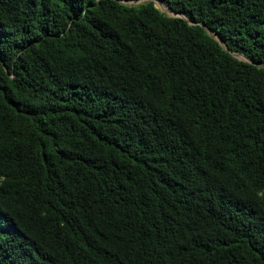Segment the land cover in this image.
Returning a JSON list of instances; mask_svg holds the SVG:
<instances>
[{"label":"trees","instance_id":"16d2710c","mask_svg":"<svg viewBox=\"0 0 264 264\" xmlns=\"http://www.w3.org/2000/svg\"><path fill=\"white\" fill-rule=\"evenodd\" d=\"M128 1L0 0V264H264V0Z\"/></svg>","mask_w":264,"mask_h":264},{"label":"water","instance_id":"95a60500","mask_svg":"<svg viewBox=\"0 0 264 264\" xmlns=\"http://www.w3.org/2000/svg\"><path fill=\"white\" fill-rule=\"evenodd\" d=\"M132 1H135V2H138L139 0H132ZM154 1V3H155V0H153ZM161 1V3L163 2V0H160ZM164 3V2H163ZM165 4V3H164ZM166 5V4H165ZM158 7V6H157ZM166 7H167V9H161V8H159V9H161L162 11H164V12H170V13H167L168 15H177V16H184L183 15V13L182 12H179V11H175L174 9H172L171 7H169V6H167L166 5ZM190 22H192L191 20H190ZM204 27H205V29H206V31L208 32V33H210V34H213V36L227 49V47L225 46V44H224V42H223V40H222V38H220L219 36H218V34L214 31V30H212L210 27H208L207 25H205L204 23H202V22H200ZM240 54L243 56L242 57V59H245V60H249V61H252L251 59H249L248 57H246V55L245 54H243V53H241L240 52ZM240 58V57H239Z\"/></svg>","mask_w":264,"mask_h":264},{"label":"rangeland","instance_id":"374dc122","mask_svg":"<svg viewBox=\"0 0 264 264\" xmlns=\"http://www.w3.org/2000/svg\"><path fill=\"white\" fill-rule=\"evenodd\" d=\"M141 1H143V0H141ZM129 3H136L135 1H132V0H129L128 1ZM155 5L156 6H158L159 8H161V9H167V7H166V5L162 2H159L158 0H155ZM166 13H168V12H166ZM170 13V12H169ZM234 53V55H236L237 57H240V58H242L243 56L240 54V52H233Z\"/></svg>","mask_w":264,"mask_h":264},{"label":"bare ground","instance_id":"6f19581e","mask_svg":"<svg viewBox=\"0 0 264 264\" xmlns=\"http://www.w3.org/2000/svg\"><path fill=\"white\" fill-rule=\"evenodd\" d=\"M159 2H161L160 0H158ZM169 13V12H168Z\"/></svg>","mask_w":264,"mask_h":264}]
</instances>
